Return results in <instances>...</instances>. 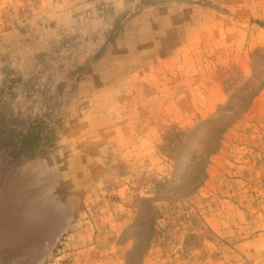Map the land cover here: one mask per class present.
I'll return each instance as SVG.
<instances>
[{
	"label": "rangeland",
	"instance_id": "obj_1",
	"mask_svg": "<svg viewBox=\"0 0 264 264\" xmlns=\"http://www.w3.org/2000/svg\"><path fill=\"white\" fill-rule=\"evenodd\" d=\"M4 211L7 264H264V0H0Z\"/></svg>",
	"mask_w": 264,
	"mask_h": 264
},
{
	"label": "crops",
	"instance_id": "obj_2",
	"mask_svg": "<svg viewBox=\"0 0 264 264\" xmlns=\"http://www.w3.org/2000/svg\"><path fill=\"white\" fill-rule=\"evenodd\" d=\"M16 222L9 215L7 216L6 212L3 217L0 215V264L9 262V250L26 237L27 228Z\"/></svg>",
	"mask_w": 264,
	"mask_h": 264
}]
</instances>
